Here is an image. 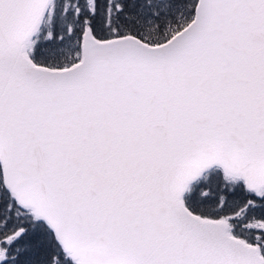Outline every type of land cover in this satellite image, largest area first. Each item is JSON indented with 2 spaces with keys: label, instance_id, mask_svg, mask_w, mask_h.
<instances>
[{
  "label": "snow or ice",
  "instance_id": "snow-or-ice-1",
  "mask_svg": "<svg viewBox=\"0 0 264 264\" xmlns=\"http://www.w3.org/2000/svg\"><path fill=\"white\" fill-rule=\"evenodd\" d=\"M0 264H264V0H0Z\"/></svg>",
  "mask_w": 264,
  "mask_h": 264
}]
</instances>
